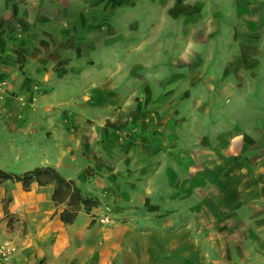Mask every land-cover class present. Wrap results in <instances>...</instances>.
<instances>
[{"label": "crops", "instance_id": "0c3cea01", "mask_svg": "<svg viewBox=\"0 0 264 264\" xmlns=\"http://www.w3.org/2000/svg\"><path fill=\"white\" fill-rule=\"evenodd\" d=\"M130 2L87 0L82 22L76 20L63 28L59 20L43 15L36 0H0V76L7 77L18 91L37 84L43 95L39 109L29 113L11 97L4 102L7 112L0 115V168L23 173L36 166H52L86 194L97 196L85 182L96 174L94 182L102 187L107 178L93 173L99 161L98 152L93 157L98 148L95 142L101 136L108 144L119 130L117 126L91 124L95 118L90 117V111L93 107L115 108L120 127L129 132L117 150L122 151L120 157L125 153L123 162L148 166L143 175L148 196L154 200L148 209L153 217L115 219L98 206L89 213L80 210L67 224L59 219L66 204L51 200L53 184L32 182L25 190L20 182H0V242L10 239L17 248L9 264H264V154L252 160L246 157L248 170L242 175L229 159L225 172L220 149L227 144L231 149L234 141L219 140L217 133L211 141V166L205 169L209 171L177 175L167 169L169 165L185 168L200 157L188 153L186 142L177 140L173 113L168 105L167 113L164 104L156 108L158 98L220 95L219 80L214 76L206 80L205 69L225 67L227 62L194 58L197 33L193 29L186 39L177 40L181 59L177 64L168 60V65H160L163 72L148 71L155 62L146 65L133 60L121 62L119 77H106L95 69L99 65L84 58L109 49L111 41L116 42L115 52L123 53L124 46L137 52L138 27L130 30L132 36L138 35L128 44L122 36V23L114 25L112 21H119L118 14L124 11L136 20L139 3H146L145 17H150L162 2L160 17L166 21L186 19L194 4L200 8L191 11L197 14L194 17L207 23L201 35L211 39L220 32V10L205 8L201 0ZM174 31L165 30L163 38L170 40ZM229 62L239 68L249 63L244 57ZM176 66L179 68L173 70ZM160 116L170 118L162 122ZM202 145L207 147V141ZM210 186H217L211 196L207 191ZM193 193L201 195L188 215L183 205ZM161 195L163 200L157 203L155 198ZM204 205L212 208L211 230H204L208 223L197 219L195 212ZM104 216L108 222L102 221Z\"/></svg>", "mask_w": 264, "mask_h": 264}, {"label": "rangeland", "instance_id": "374dc122", "mask_svg": "<svg viewBox=\"0 0 264 264\" xmlns=\"http://www.w3.org/2000/svg\"><path fill=\"white\" fill-rule=\"evenodd\" d=\"M36 1L44 9L43 15L59 20L63 28H67L69 23H74L76 20L77 24L82 22L83 9L87 2V0ZM122 1L127 2L126 5L131 3L130 0ZM201 1L205 8L210 6L220 10L221 19H218L220 32L212 39L201 35L207 23H205V19L194 17L197 14L191 11L200 9L194 4L191 6V10H188L186 19L166 21L163 16L160 17V13L163 11L162 2L154 14H149L150 17H145L146 3H139L137 6L139 16L135 14L136 20H132L124 11L123 15L118 14L119 21L116 18L112 21L114 25L122 23V33H124L122 36L128 44L129 39L138 35L132 36L130 30L133 27H138L136 31L140 34L138 36L140 41L137 52L130 50L129 46H124L123 53L115 52L116 42L111 41L108 44L109 49L94 51L92 55L84 58L94 61L97 66L99 65L100 67L95 69L106 77H119L121 62L127 63L133 60L146 65L155 62L154 68H149L148 71L163 72L160 65L167 64L168 60L177 64L181 59L178 46L180 42L177 40L186 39V35L191 29L196 31V44L192 46L197 49L196 51L192 50L194 58L197 56L204 60L214 59L221 61V64L225 61L227 65L205 69L206 78L214 76L217 81L219 80L220 95H164L162 98H158L156 108L164 104L166 111V105H168L169 112L173 113L171 118L176 125L177 140L186 142L185 147L188 153L200 157L197 162L185 168L169 165L167 169L175 171L177 175L185 174L187 171L192 173L209 171L205 169L207 166H211V162H208L210 161L209 156L213 155L211 141H214L220 134L219 140L234 141L231 144V149L227 147L229 144L226 145V148L220 149L223 171H228L227 162L230 159L232 165L238 167L237 171L239 172L236 173L242 175L248 170L249 160H246V157L250 156L252 160L258 157V154H264V0ZM169 28L172 31L175 30L174 35L170 40H165L163 34ZM189 38H192L191 33ZM204 38L206 47L202 53ZM239 57H244L249 62L245 68L234 67L232 66L233 62H229L232 59H239ZM178 68L176 66L173 70ZM212 72L217 73L213 74ZM41 94L42 90L37 84L18 91L7 77L0 76V115L7 112L4 102L9 97L15 99L18 107L25 109L28 113L39 109L43 96ZM87 97L90 98V95H86V99ZM90 113V117L95 118L91 124L117 126L119 130L108 144L101 136L95 142L98 148L94 149L93 157L98 152L99 161L96 163L97 167L93 166V173L97 172L98 177L100 174L101 177L107 178L103 179L104 181L99 179V182H104L102 187L98 185L99 183L94 182L96 174L85 182L95 190V195H97L95 197L99 201L98 206H103L105 212L114 215L115 219L118 217L121 220H141L149 215L153 217L154 213H149L148 209L151 208V202L154 200L151 201L148 196L147 180L143 175L146 174L148 166L123 162L126 159L125 153L120 157L122 151L119 153L117 150L118 144H124L129 132L126 131V128L120 127L121 123L117 121L115 108L107 110V108L93 107ZM146 117L144 116V118ZM166 117L170 118V116ZM166 117L160 116L161 121L163 122V118ZM180 124L183 127L179 129ZM122 130L126 132L123 133ZM217 133L219 134L217 135ZM204 141H207V147L202 145ZM158 166L160 167L161 164L159 163ZM135 175L138 177L134 179ZM1 190L0 186V193ZM141 191L144 194L139 193ZM207 191L211 196L213 192H217V186H213V188L210 186ZM134 193L139 194L135 196ZM200 195L193 193L185 199L183 208L187 207L188 215L191 214V206L196 205L195 200ZM6 200L5 196L1 199L4 214H6ZM155 200L157 203L159 200L162 202V195L157 196ZM211 209V205H204L195 211L197 219L208 223L204 230L212 229L213 212ZM182 213L185 214V212ZM108 220L107 216L102 219L105 222ZM237 230L240 229L237 228ZM0 264L9 263L0 260Z\"/></svg>", "mask_w": 264, "mask_h": 264}, {"label": "trees", "instance_id": "16d2710c", "mask_svg": "<svg viewBox=\"0 0 264 264\" xmlns=\"http://www.w3.org/2000/svg\"><path fill=\"white\" fill-rule=\"evenodd\" d=\"M6 180L20 182L25 190L32 182H36L40 186L53 184L51 200L55 204H66V207L59 213V219L67 224L75 220L80 210L89 213L99 204L95 196L86 194L73 180L65 178L52 166H36L23 173L0 168V181ZM5 212H7L6 208Z\"/></svg>", "mask_w": 264, "mask_h": 264}, {"label": "built area", "instance_id": "2783aa9c", "mask_svg": "<svg viewBox=\"0 0 264 264\" xmlns=\"http://www.w3.org/2000/svg\"><path fill=\"white\" fill-rule=\"evenodd\" d=\"M16 252L17 248L10 239L0 242V260L4 263H10Z\"/></svg>", "mask_w": 264, "mask_h": 264}]
</instances>
